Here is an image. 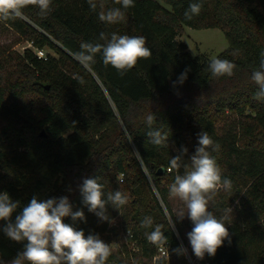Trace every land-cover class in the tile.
Here are the masks:
<instances>
[{
    "label": "trees",
    "instance_id": "trees-1",
    "mask_svg": "<svg viewBox=\"0 0 264 264\" xmlns=\"http://www.w3.org/2000/svg\"><path fill=\"white\" fill-rule=\"evenodd\" d=\"M193 2L202 3L201 12L186 20ZM104 4L121 7L114 0ZM51 8L41 16L28 6L23 18L0 20L29 43L22 53L0 47V192L19 202L11 221L34 196H67L85 219L66 217L65 223L85 237L112 230L89 212L79 191L85 178H96L105 193L120 190L128 196L119 210L107 205V214L120 218L139 248V260H149L142 264H153L156 251L145 233L156 225L167 237L169 261L162 257L155 264H188L173 250L183 245L196 259L187 237L193 224L177 222L169 187L184 174L183 165L190 166L198 134L206 131L220 146L211 155L222 178L231 181L230 189L212 196L214 215L228 216L231 243L225 240L214 257L205 254L198 264H264V101L254 99L257 86L251 80L264 52V0H134V7L122 9L125 19L114 25L100 21V9L93 12L87 0H53ZM185 25L223 31L228 47L217 58L236 65L231 77H213L210 60L191 55L177 39ZM101 32L144 36L152 55L123 76L99 54L85 69L72 53L81 42H98ZM45 48L55 55L44 51L37 57L35 50ZM185 69L190 70L180 84ZM149 114L156 117L152 128L168 136L164 145H153L147 136ZM176 156H182V166L169 171ZM146 217L150 227L141 226ZM6 223L0 221L5 264L26 243L8 238ZM119 254L112 250L106 264H124Z\"/></svg>",
    "mask_w": 264,
    "mask_h": 264
},
{
    "label": "clouds",
    "instance_id": "clouds-1",
    "mask_svg": "<svg viewBox=\"0 0 264 264\" xmlns=\"http://www.w3.org/2000/svg\"><path fill=\"white\" fill-rule=\"evenodd\" d=\"M53 0H0V20L23 18L24 9L35 6L41 16L48 15L51 11ZM89 8L95 12L100 9L99 20L108 25H114L125 19L122 9L134 7V0H114L121 7L105 8L104 0H87ZM201 2L190 3L184 16L191 20L200 14ZM102 41L103 43L99 42ZM98 42H81L80 50L72 53L74 59L85 69H90L96 56L102 57L105 66L111 65L121 76L134 68L140 59L151 57V50L146 47L144 36L110 35L101 32ZM259 67L254 70L251 80L257 86L254 99L264 101V52L260 54ZM213 77H231L236 65L227 60L213 58L208 64ZM190 69H185L178 77V82L183 84L187 79ZM80 83H84L81 79ZM176 82H173L175 86ZM154 114L146 117L150 130L147 136L153 145H164L168 136L160 129L152 128L155 120ZM219 144L214 143L208 132L198 134V146L195 154L190 157V166L183 165V175H176L174 182L169 187L170 195L178 197L187 208V216L193 224L192 230L187 233L192 252L198 259H203L205 254L215 256L217 249L230 240V233L226 227L227 215L217 218L209 210V201L220 189H230L231 181L222 178L221 171L211 152L219 150ZM183 153L187 149H182ZM182 156L170 160L169 171L182 166ZM83 203L89 212L94 213L101 221L113 223L107 214V205L119 210L128 203V196L120 190L105 193L104 185L96 178H85L79 186ZM19 207L18 201H13L10 195L0 192V221H6L3 232L8 238L16 242H24V248L8 264H106L112 253L110 244L105 243L98 235L89 234L85 237L83 230H77L72 225L65 223L64 218L71 217L73 221L84 220L82 210L73 211L72 204L67 196L40 200L33 197L16 215L15 222L11 221L12 214ZM181 214L178 219H183ZM171 228L175 227L174 220L169 219ZM152 219L146 217L142 227H150ZM146 239L153 245L162 246L167 243V237L161 225H156L154 230L145 233ZM178 255H186L187 249L181 245L173 250ZM0 264H5L0 260Z\"/></svg>",
    "mask_w": 264,
    "mask_h": 264
},
{
    "label": "rangeland",
    "instance_id": "rangeland-1",
    "mask_svg": "<svg viewBox=\"0 0 264 264\" xmlns=\"http://www.w3.org/2000/svg\"><path fill=\"white\" fill-rule=\"evenodd\" d=\"M161 4L166 8L170 7L168 4L162 1ZM19 37L20 36L17 33L6 28V26H0V47H7L10 50L22 53L23 48L25 46H29V43ZM177 39L186 44L187 50L192 56L205 55L209 60L217 58L218 54L228 47V41L224 36L223 31L219 28H193L185 25L183 26V31H181V34L177 36ZM44 51L55 55L54 51L49 48H45ZM219 190L224 191V188H220ZM168 204L179 224L190 220L187 216V208L185 203L178 197L169 195ZM208 207L209 210L214 214L215 209L213 208L212 199L209 201ZM182 213L185 214L183 219H178ZM112 221L113 223H109V228L111 227L112 230L110 229L109 231L104 232L99 236L100 239H102L105 243L107 242V244H110L113 251L118 254L120 253L119 255L122 259V263L124 264H142L143 261L149 262V260L145 258L139 260V248L129 241V231L123 228L120 218L116 217L112 219ZM165 249L167 250L166 247ZM155 256L151 259L153 264H155L160 258L159 253H155ZM185 256L187 258L188 264L199 263L197 258H190L188 253H186ZM163 258L169 261L168 251L165 255H163Z\"/></svg>",
    "mask_w": 264,
    "mask_h": 264
},
{
    "label": "built area",
    "instance_id": "built-area-1",
    "mask_svg": "<svg viewBox=\"0 0 264 264\" xmlns=\"http://www.w3.org/2000/svg\"><path fill=\"white\" fill-rule=\"evenodd\" d=\"M35 53H36L37 57H43L44 56V50H42V49H36ZM153 246L155 248L156 253H159L160 258H162L163 255L166 254L167 250L165 249V247H166L165 245H162V246L153 245ZM155 258H156V256H155Z\"/></svg>",
    "mask_w": 264,
    "mask_h": 264
},
{
    "label": "water",
    "instance_id": "water-1",
    "mask_svg": "<svg viewBox=\"0 0 264 264\" xmlns=\"http://www.w3.org/2000/svg\"><path fill=\"white\" fill-rule=\"evenodd\" d=\"M46 86V88L48 87V85H45ZM41 135H43V132L41 131V133H40Z\"/></svg>",
    "mask_w": 264,
    "mask_h": 264
}]
</instances>
